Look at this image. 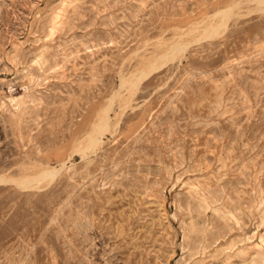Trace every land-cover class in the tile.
<instances>
[{"label":"rangeland","instance_id":"1","mask_svg":"<svg viewBox=\"0 0 264 264\" xmlns=\"http://www.w3.org/2000/svg\"><path fill=\"white\" fill-rule=\"evenodd\" d=\"M0 264H264L256 1L0 0Z\"/></svg>","mask_w":264,"mask_h":264},{"label":"bare ground","instance_id":"2","mask_svg":"<svg viewBox=\"0 0 264 264\" xmlns=\"http://www.w3.org/2000/svg\"><path fill=\"white\" fill-rule=\"evenodd\" d=\"M254 1H256V3H257V5H258V8L259 9H263L264 10V0H254ZM240 2H238L237 4H235V5H232L229 9H228V11H227V17H223V19L218 23V24H216V25H214V26H211V28H209V29H207V31H206V33H205V35H207V36H212V35H214V34H217V33H219L220 31H221V28H222V26H225L226 25V20H227V18L228 17H230L234 12H233V10H234V8H235V6L236 5H238ZM186 46H187V44H185V43H179V44H176V46H173V47H171V49H169V51L168 52H166L165 54H164V57H166V58H169L170 56H174V55H176L178 52H180V51H182V50H184L185 48H186ZM163 56V55H162ZM154 68V66H152V68L151 69H153ZM147 70V69H146ZM146 70H142V73L143 74H145V73H147L148 71H146ZM107 111V110H106ZM108 117H107V114L106 113H104V115H102V117H101V124H99V127H98V129L102 126V125H107L108 124ZM97 129V130H98ZM101 129V128H100ZM97 130L96 131H93L91 134H90V137H89V139H88V148H90L91 146H94V145H96V144H98V143H100V138H99V136H98V134H97ZM54 173L55 171H52L51 170V173ZM2 177V179L3 180H7V179H9L6 175H4V176H1ZM16 182H18L19 184H21V185H27V181L26 180H24V179H21V180H17Z\"/></svg>","mask_w":264,"mask_h":264}]
</instances>
